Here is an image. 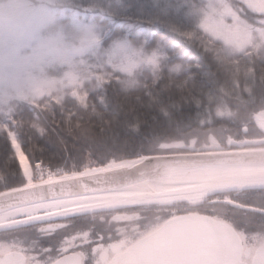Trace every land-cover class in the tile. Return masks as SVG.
Returning a JSON list of instances; mask_svg holds the SVG:
<instances>
[{"label": "trees", "instance_id": "trees-1", "mask_svg": "<svg viewBox=\"0 0 264 264\" xmlns=\"http://www.w3.org/2000/svg\"><path fill=\"white\" fill-rule=\"evenodd\" d=\"M66 1L78 18L85 11L83 20L99 25L103 47L121 39L144 55L158 53L157 63L131 73L103 65L74 92L25 99L33 106L0 99V191L25 182L16 147L30 164L78 171L148 154L158 139L238 130L264 108V40L237 50L212 39L195 10L203 0ZM237 12L264 27V14Z\"/></svg>", "mask_w": 264, "mask_h": 264}, {"label": "flooded vegetation", "instance_id": "flooded-vegetation-1", "mask_svg": "<svg viewBox=\"0 0 264 264\" xmlns=\"http://www.w3.org/2000/svg\"><path fill=\"white\" fill-rule=\"evenodd\" d=\"M252 122L247 130L234 133H200L211 132L221 149L264 147V132ZM206 135L196 138V150L210 140ZM133 194L122 190L91 200L66 199L0 213V264H264V188L163 201ZM27 217L32 218L8 224ZM178 217L194 218L188 219L193 227L178 220L176 232L185 237L169 241L157 235L152 243L145 241ZM208 220L214 227L206 226Z\"/></svg>", "mask_w": 264, "mask_h": 264}, {"label": "rangeland", "instance_id": "rangeland-1", "mask_svg": "<svg viewBox=\"0 0 264 264\" xmlns=\"http://www.w3.org/2000/svg\"><path fill=\"white\" fill-rule=\"evenodd\" d=\"M203 1V6L195 10L200 16L201 29L212 39L237 50L254 44L257 39L264 40V27L251 26L237 12L244 8L264 14V0ZM64 2L0 0V99L10 96L15 100L24 98L34 102L53 91L74 92L82 78L93 69L104 68L103 65L131 73L140 66L157 63L158 53L144 55L121 39L103 47L99 25L91 19L84 21V15H88L85 11L78 18V12ZM247 124L251 126V123H241L238 130L243 127L247 130ZM226 132L235 131L228 129ZM205 135L194 131L187 137L189 140L184 136L170 140L181 139L186 144L195 140L193 147L196 150V138L205 139ZM165 141L168 139H158L153 145L155 151L150 153L167 152L159 147ZM210 145L208 140L199 147L204 149ZM18 155L24 174L29 175L32 163L23 154ZM61 165L66 168L63 163Z\"/></svg>", "mask_w": 264, "mask_h": 264}, {"label": "water", "instance_id": "water-1", "mask_svg": "<svg viewBox=\"0 0 264 264\" xmlns=\"http://www.w3.org/2000/svg\"><path fill=\"white\" fill-rule=\"evenodd\" d=\"M251 120L264 132V108L254 110ZM211 145L195 150V140L161 142V149H187V152H157L140 154L118 161L110 159L98 166L71 171L51 178L0 191V213L27 207L64 201H85L99 194L131 191L138 199L163 201L167 197L194 196L209 192L237 189L264 188V147L221 149L210 133ZM216 143V144H215ZM255 143V142H253ZM22 218L16 223L31 219ZM193 217H178L167 222L157 232L150 233L145 241L177 240L184 233H177L178 220L183 226H194ZM189 222V223H187ZM207 227H214L211 220ZM158 240V241H159Z\"/></svg>", "mask_w": 264, "mask_h": 264}, {"label": "built area", "instance_id": "built-area-1", "mask_svg": "<svg viewBox=\"0 0 264 264\" xmlns=\"http://www.w3.org/2000/svg\"><path fill=\"white\" fill-rule=\"evenodd\" d=\"M59 172H61L60 168L53 167L42 160H35L31 165L27 180L30 182L39 181L59 174Z\"/></svg>", "mask_w": 264, "mask_h": 264}]
</instances>
